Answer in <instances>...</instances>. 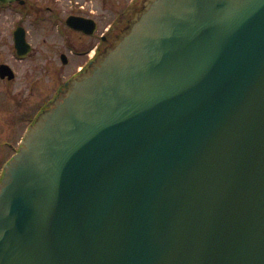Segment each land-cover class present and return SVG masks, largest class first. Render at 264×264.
I'll return each instance as SVG.
<instances>
[{"label": "water", "instance_id": "obj_1", "mask_svg": "<svg viewBox=\"0 0 264 264\" xmlns=\"http://www.w3.org/2000/svg\"><path fill=\"white\" fill-rule=\"evenodd\" d=\"M0 264H264V0H147L6 167Z\"/></svg>", "mask_w": 264, "mask_h": 264}, {"label": "flooded vegetation", "instance_id": "obj_2", "mask_svg": "<svg viewBox=\"0 0 264 264\" xmlns=\"http://www.w3.org/2000/svg\"><path fill=\"white\" fill-rule=\"evenodd\" d=\"M145 1L0 0V22L8 23L0 31L2 167L48 104L64 93L68 81L107 53ZM46 67L59 72L47 101Z\"/></svg>", "mask_w": 264, "mask_h": 264}, {"label": "rangeland", "instance_id": "obj_3", "mask_svg": "<svg viewBox=\"0 0 264 264\" xmlns=\"http://www.w3.org/2000/svg\"><path fill=\"white\" fill-rule=\"evenodd\" d=\"M8 23L6 22H0V31H4L7 30L6 26ZM5 35V34H4ZM50 71V72H49ZM53 71V72H52ZM46 75H45V99L47 101V99L49 98V96L52 93V90L54 89L55 85L53 83V79L54 80H58L59 78V72H57L56 69H53L52 67H46V71H45ZM52 73H54V76L52 77ZM5 155V152H3L0 155V161L4 158L3 156ZM2 171V166L0 165V172Z\"/></svg>", "mask_w": 264, "mask_h": 264}]
</instances>
